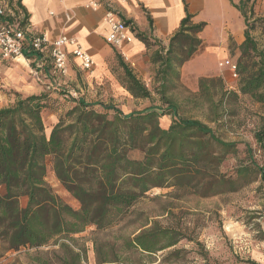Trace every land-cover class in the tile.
<instances>
[{
  "label": "trees",
  "instance_id": "1",
  "mask_svg": "<svg viewBox=\"0 0 264 264\" xmlns=\"http://www.w3.org/2000/svg\"><path fill=\"white\" fill-rule=\"evenodd\" d=\"M244 5V0L239 6L233 5L245 24L239 59L252 63L249 72L246 66L236 64L238 92L264 105V53L257 49L251 35L253 28L242 13ZM204 27V23H191V16L186 14L167 48L152 54V61L158 64L156 93L167 111L155 107L124 114L111 104H99L102 111H97L79 98L73 100L66 120L60 118L46 134L42 120L46 95H17L12 105L0 109V259L21 249L54 247L49 255L56 257L58 264H87L88 249L80 243L82 238L74 236L88 227L94 228L93 235L118 226L154 189L181 187L199 178L205 182L201 196L208 197L238 190L244 186L241 178L252 174L264 184V163H257L248 147V167L238 169L234 178L221 179L218 168L226 154L237 153V143L221 140L198 120L177 119L176 106L165 95L168 79L178 78L177 69L202 47L197 36ZM119 64L126 77L127 93L135 99L151 98L154 89L148 90L120 59ZM205 82L199 80L203 95L210 90ZM213 96L210 93L208 100ZM167 115L172 116V123L162 129L159 119ZM253 138L264 156V127ZM213 149L222 154L216 156ZM132 151L140 152L142 158H131ZM48 173L77 208L55 194L46 182ZM181 239L168 229L157 231V225L148 221L132 237L121 238L120 250L116 242H90L95 264H143L140 260L144 254L154 257ZM159 241L164 242L161 247H157ZM32 261L51 264V260L39 256Z\"/></svg>",
  "mask_w": 264,
  "mask_h": 264
},
{
  "label": "rangeland",
  "instance_id": "2",
  "mask_svg": "<svg viewBox=\"0 0 264 264\" xmlns=\"http://www.w3.org/2000/svg\"><path fill=\"white\" fill-rule=\"evenodd\" d=\"M244 1L245 5L241 6L242 13L247 25L253 28L251 35L257 49L264 53V0ZM213 14L209 11L206 16L212 22L211 32L217 33L219 24L213 21ZM232 25L235 31L239 32V20L233 19ZM238 47V44L229 38L224 46L225 54L218 60L227 57L235 64L246 66L249 72L252 61L239 59ZM207 48L212 47L203 43L196 55L203 54ZM177 52L183 56L179 50ZM148 53L152 55L153 51ZM215 57H199L186 63L182 69L178 68V78L168 79L165 95L176 106L177 119L198 120L210 127L221 140L237 143V153L226 154L225 160L218 168L221 179H231L236 176L238 169L248 167L250 161L246 147L250 149L251 156L257 163H264V156L253 138L254 133L264 127V105L254 103L248 96L241 95L238 92L240 75L236 79L232 78L227 69L218 67ZM119 59L130 71H134L133 65L123 59L119 51L113 52L107 68L121 87L117 97L113 92H109L110 95L102 98L103 93L93 90L85 77L83 78L85 72L81 75L82 72L74 71V78L69 81V78L65 80L58 75L51 76L49 66L41 83H37L40 89L31 87V79L25 78L24 81L21 79V82L27 88L21 90L13 85L12 81H18V76L11 73L10 65L7 64H0V94L6 97L8 106L15 102L17 95H46L47 108L42 112L46 134L60 118L66 120V113L74 106L73 100L79 98L87 104H92L97 111L102 109L96 104L109 105L114 102L124 114L143 112L155 107L167 111L168 107L159 102V95L156 93L158 78L156 81L153 77L148 83L149 90L155 91L149 99H135L123 92L127 84ZM201 79L206 81L205 84L210 89L208 95L199 91ZM210 93L214 94L212 101L208 100ZM230 93H236L237 96L234 97ZM169 117L172 123L173 118ZM213 151L216 156L222 154L219 149ZM130 157L141 159L142 154L132 151ZM240 181L244 186L238 190L208 197L201 196L205 182L199 178L181 187L154 189L138 201L131 214L118 226L93 235L94 228L88 227L74 238H82L80 243H84L88 249L87 264H95L90 239H96L98 242H116L117 249L120 250L121 238L132 237L150 221L157 225V231L168 229L175 233L176 237L183 239L176 246L157 252L154 257L144 254L140 260L143 264L153 261L155 264H264V184L253 174L241 178ZM46 182L64 203L77 208V204L60 187L52 173H48ZM197 182H200V185ZM163 243L159 241L157 247H161ZM54 250V247H50L9 252L0 259V264H35L32 260L36 256L51 260V264H58L56 257L49 255ZM174 251L176 252L172 254Z\"/></svg>",
  "mask_w": 264,
  "mask_h": 264
},
{
  "label": "crops",
  "instance_id": "3",
  "mask_svg": "<svg viewBox=\"0 0 264 264\" xmlns=\"http://www.w3.org/2000/svg\"><path fill=\"white\" fill-rule=\"evenodd\" d=\"M18 1L19 6L27 15V22L30 26L29 32L32 35L45 34L51 40L59 36H67L76 39L81 47L87 50L95 62L93 70L88 73L85 72L84 75V71L80 69L78 62L69 54L68 74L63 78L65 80L69 78V81H72L74 71L82 72L81 75H84L83 78L85 77L91 88L96 92L103 93L102 98L110 95L109 92H113L114 96L117 97L119 95L118 90L121 88L107 68V63L111 61L112 54L116 51L104 39L107 27L103 22V16L108 3L118 12L119 17L124 22L130 24L136 33V38L132 43L125 44L122 47V52L126 55L131 66L133 65L132 74L148 90V83L153 77L156 78L158 68V64L152 61V55L148 51L154 53L161 47L166 49L170 39L178 32L186 14L191 16V23L205 24L204 29L197 37L212 47V50L207 48L203 54L195 55L186 63L193 62L199 57L204 58L207 55H215V61L219 63L228 59L224 57L225 59L218 60L224 56V46H226L229 38L238 46L244 41V20L239 11L234 8L240 0H130L125 4H119L116 0H98L100 7L96 11L84 8V4L91 0ZM209 11L214 13L213 21L219 24L217 33L211 32L212 22L206 16ZM233 19L240 22L239 32L235 31L234 25H232ZM29 36L27 34L28 39ZM143 38L146 40L143 41ZM67 51L70 52V49L67 48ZM186 63L181 66V69ZM0 64L10 65L11 73L18 76V81H12V83L21 90L27 88L21 82V79L24 81L25 78L31 79V84H29L31 87L40 89L41 87L37 83H41L45 77L48 66L51 67V76H57L52 67L49 50L43 53L27 51L25 59L10 62L0 61ZM19 75L22 78H19ZM123 92L127 93L126 90ZM5 98L0 94V109L8 106L9 102ZM170 124L169 116H163L159 119V125L162 129H167Z\"/></svg>",
  "mask_w": 264,
  "mask_h": 264
},
{
  "label": "built area",
  "instance_id": "4",
  "mask_svg": "<svg viewBox=\"0 0 264 264\" xmlns=\"http://www.w3.org/2000/svg\"><path fill=\"white\" fill-rule=\"evenodd\" d=\"M130 0H116L119 4H125ZM100 7L98 0H91L84 4V8L96 11ZM103 22L107 27L104 36L105 42L113 49L119 51L122 58L127 60L122 52L125 44L132 43L136 38L135 31L129 23L124 22L111 5L106 4ZM27 15L19 6L18 0H0V61L10 62L25 59L27 51L43 53L49 50L52 59V67L60 77L68 74V55L70 54L84 72H91L95 62L87 50L83 49L76 39L67 36H59L53 40L45 34L32 35ZM29 34V39L27 38ZM70 49V52L67 51ZM219 68L229 71L232 78H237V65L229 59L218 63Z\"/></svg>",
  "mask_w": 264,
  "mask_h": 264
}]
</instances>
